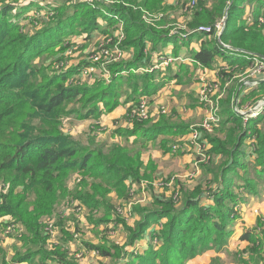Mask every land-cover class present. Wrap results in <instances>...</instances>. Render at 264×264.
I'll return each instance as SVG.
<instances>
[{
	"label": "trees",
	"instance_id": "1",
	"mask_svg": "<svg viewBox=\"0 0 264 264\" xmlns=\"http://www.w3.org/2000/svg\"><path fill=\"white\" fill-rule=\"evenodd\" d=\"M45 1L0 0V218L8 216L26 230L20 238L24 252L15 250L11 260L0 238V264H50V260L59 262L58 258L67 264L65 252L46 248L43 217L73 197L93 211L107 205V192H125L127 182L144 179L139 154L128 153L118 145L105 150L95 144V138L80 143L64 132L65 119H93L115 109L123 97L125 102L136 100V104L142 94L156 93L162 86L156 80L158 73H138L135 69L150 65L153 53L169 44L175 45L170 49L178 55L181 47L206 34L200 50L194 53V61L210 67L221 57L227 62L219 65L220 75L229 77L252 69L254 58L259 57L255 54L264 56V33L258 20L253 28L240 25L227 30L231 16L242 17L244 1H256L259 15L264 0H215L211 8L203 0H187L195 1L197 8L201 6L198 10L207 20L200 22L194 17L189 23L191 28L173 33L147 22L144 14L142 19L140 6L136 5V10L122 3L132 4V0L98 2L95 6L79 0H53L54 6L49 5L46 16L40 14L41 19L39 9L45 8ZM163 1L143 0L141 8L155 11ZM22 17L29 21L23 22ZM99 18L107 26L124 24L127 36L120 46L133 56L110 66L109 83L93 80L73 85L70 78H77L80 70L66 69L63 58L56 62V57L65 51L73 36L108 33L110 29L101 27ZM223 18L226 27L217 35L216 24ZM29 26L34 28L30 30ZM202 26L211 30L201 31ZM185 32L186 37H179ZM179 72L170 77L180 81ZM258 85L253 92L264 95V81ZM226 110L223 119L231 126H227L225 137L214 139L211 151L220 158L212 155L208 167L214 176L211 188L205 192L198 187L184 191L181 200L153 199L141 208L136 227L128 228L125 245L98 248L101 256L111 259L109 264H195L193 259L210 250L216 255L206 264H222L220 253L235 233L232 216L237 215L236 206L243 201L235 188L245 195H264V115L245 121ZM259 121L262 122L258 124ZM134 124L132 135L139 139L134 143L140 145L163 133H185L180 125H150L143 121ZM244 145L250 151L244 150ZM73 174L82 180L71 192L68 183ZM240 235L239 240L249 244L245 248L249 259L239 264H264L263 228L254 227ZM141 240L148 243L143 252L128 249Z\"/></svg>",
	"mask_w": 264,
	"mask_h": 264
},
{
	"label": "rangeland",
	"instance_id": "2",
	"mask_svg": "<svg viewBox=\"0 0 264 264\" xmlns=\"http://www.w3.org/2000/svg\"><path fill=\"white\" fill-rule=\"evenodd\" d=\"M80 1L91 6H95L98 2L106 4L115 2V0ZM132 1L135 4L122 3L133 8L136 5L140 6L142 19L144 14L147 22L158 25L161 29H169L171 33L184 32L189 27L191 28L189 23L193 21L194 17L200 22L207 20L203 11L198 10L201 6L197 8L194 4L195 9H191L192 1L185 0L186 3H184V0H180V2L179 0H164L161 7H155L158 11L141 8L143 0ZM52 2L53 0L45 1V8L39 9L42 10L39 11L41 19L43 17L40 14L45 17L47 8L53 4ZM202 3L211 8L214 6L215 0H203ZM241 6L242 17L236 19L231 16L227 30L233 31L240 25L253 28L254 23L258 20L262 27L261 31L264 33V8L258 15L256 1H244ZM197 11L198 15H196ZM149 16H154V18ZM225 16L227 15L225 14ZM21 19H24L23 22L29 21L28 18L22 17ZM220 22H222L220 29H225L224 18L218 23ZM99 23L101 27L110 29L109 32L103 34L95 31L89 37L86 33L81 36H73L65 51L63 50L64 52L62 51L60 56L56 57V62L63 58L67 66L66 69L80 70L76 75L77 78L74 76L70 78V82L74 81L73 85L93 80H103L109 83L112 79L110 66L120 60H130L133 56V53H126L120 46L127 36L123 23H115L114 27L107 26L102 18H99ZM32 28L34 27H31L30 30ZM216 30L217 35L221 33V30ZM187 34L188 32L181 33L179 37L182 35L186 37ZM203 35L193 38L194 49L207 38ZM118 44L123 54L114 53L115 46ZM174 46L169 44L168 47L154 52L150 65H142L135 69L138 73H158L156 80H160L162 86L156 93L142 94L136 104V100L125 102V97H123V102L119 106L112 111H104L100 117L93 116V119L84 120L68 118L64 121V132L73 136L78 142L86 144L90 139L95 138V144L105 150L113 145L122 146L128 153L139 154V158L144 164L142 169L144 179L140 182H127L125 192L118 190L107 192L105 194L107 205L102 204L91 211L90 208L88 209L73 197V200L67 203H59L51 215L43 217L45 224L52 223L49 230L46 228L43 232L46 236V248L51 252L58 250L65 252L67 264H109L111 259L101 256L98 248L112 246L121 248L125 245L128 228L136 227L137 221L141 218L138 216L141 208L149 205L153 199L174 197L181 200L184 191H191L197 187L203 192L209 190L214 179V176L208 171L212 155L220 158V156L212 154L211 150L219 138L225 137L227 126H231L230 121L225 123L223 113L229 109L232 113L248 121L251 118L246 120L240 114V110L253 108L260 100L264 99L263 94L253 92L259 86L253 83L264 77V68L261 71L256 70V63L264 61V58L258 54H255L259 57L254 58L253 71L246 68L245 72L229 77L220 75L219 64H221L220 61H224L221 57L210 67L199 64H197L198 67H195L187 65L189 62H186V55L178 54L179 50L178 55L169 52L170 48ZM188 60L190 63L193 62L192 58H188ZM178 61L182 64L181 68L179 66L181 80L175 83L170 76L176 73L173 66ZM86 62L89 64L84 66ZM261 80L258 82L260 83ZM235 88H238V90L236 89L237 93H234ZM100 107H102V103H100ZM263 115L264 108L252 118ZM135 121H143L150 125L157 123L180 125L185 133L176 135L163 133L156 138L143 140V145H140L134 143V140L139 139L132 135ZM261 122L259 121L258 124ZM249 149L251 148H248V145H244V150L250 151ZM248 159L251 157L249 156ZM89 179L91 180V178ZM69 180V189L72 192L81 184L82 177L73 174ZM234 191L243 198V201L236 206L235 214L237 215L232 216V227L235 233L224 251L220 253L222 264H239L240 261L249 259L248 253L245 252V248L249 245L247 241L235 243L233 238L254 227L264 230V195H245L242 190L238 191V188H235ZM10 225H14V227H9ZM20 225H22L20 222H15L8 216L0 218L2 247L8 251L10 260L15 250L20 253L24 252V249L20 248L22 246L20 238L26 233V230L25 227L22 230ZM148 234H152V232L149 231ZM147 244L145 240H141L134 247H128V249L134 252H143L147 248ZM115 252L116 250L113 253ZM215 255L216 252L210 250V252L193 259L192 262L206 264ZM58 259L59 262L50 260V264H64L60 258Z\"/></svg>",
	"mask_w": 264,
	"mask_h": 264
},
{
	"label": "built area",
	"instance_id": "3",
	"mask_svg": "<svg viewBox=\"0 0 264 264\" xmlns=\"http://www.w3.org/2000/svg\"><path fill=\"white\" fill-rule=\"evenodd\" d=\"M194 4H196L195 3V1H192V3H191V8H194ZM149 17H153L154 18V16H149ZM221 24H222V22H220V23H217L216 24V28L217 29H219V30H221L220 29V27H221ZM200 30L201 31H210L211 30V28L210 27H207V26H202V27H200ZM119 46V44L117 45V46H115V50H114V53H117V54H123V52L120 50V48L118 47ZM113 54V53H112ZM116 60V59H115ZM173 62L175 61V60H172ZM256 70L257 71H261L263 68H264V61H262V62H257L256 63ZM253 69H254V67L251 69L252 71H253ZM262 79V80H261ZM259 80H261V81H264V77L263 78H260V79H258L257 81H255V83H253V84H259ZM260 81V82H261ZM263 108H264V99H262V100H260L253 108H245V109H243V110H240L241 111V113H240V111H239V113L240 114H242L243 116H244V118L247 120L248 118H252V117H254V116H256V115H258L262 110H263ZM196 135V134H195ZM52 226V223H48V224H46V228L49 230V228Z\"/></svg>",
	"mask_w": 264,
	"mask_h": 264
},
{
	"label": "crops",
	"instance_id": "4",
	"mask_svg": "<svg viewBox=\"0 0 264 264\" xmlns=\"http://www.w3.org/2000/svg\"><path fill=\"white\" fill-rule=\"evenodd\" d=\"M201 44H202V43H201ZM201 44L199 43V44H198V47L194 49V48H193V42L191 41V43H190L189 46L181 47V48L179 49V53H178V54L186 55V57H187L186 62H189V63H187V65H192V66L198 67L197 63L194 61V55H195L194 53L200 50V48H201ZM170 51H172V50L170 49L169 52H170ZM188 58H192L193 62L190 63V61L188 60ZM218 58H219V57H217L215 60H217ZM219 61H220V60H219ZM184 63H185V61H184ZM220 63H221V65L224 64V63L221 62V61H220ZM219 65H220V64H219ZM179 66H180V67L182 66V64H180V61H178V62L175 64V66H173V67H174L173 69L176 70V73L178 72L177 70H180ZM172 80H174L175 83H178V82H177V79H172ZM236 89L238 90V88H235V90H236ZM236 93H237V91H236ZM239 237H240V234H239V236H237L236 238H234V241H235L236 243L244 242V241H240V240H239V239H240Z\"/></svg>",
	"mask_w": 264,
	"mask_h": 264
},
{
	"label": "water",
	"instance_id": "5",
	"mask_svg": "<svg viewBox=\"0 0 264 264\" xmlns=\"http://www.w3.org/2000/svg\"><path fill=\"white\" fill-rule=\"evenodd\" d=\"M259 56H261L262 58H264V56H262V55H260V54H258Z\"/></svg>",
	"mask_w": 264,
	"mask_h": 264
}]
</instances>
